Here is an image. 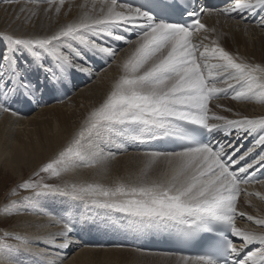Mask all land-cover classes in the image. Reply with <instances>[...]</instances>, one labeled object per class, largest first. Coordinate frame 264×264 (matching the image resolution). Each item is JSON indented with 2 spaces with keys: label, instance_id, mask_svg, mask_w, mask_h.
<instances>
[{
  "label": "snow or ice",
  "instance_id": "6c2138e0",
  "mask_svg": "<svg viewBox=\"0 0 264 264\" xmlns=\"http://www.w3.org/2000/svg\"><path fill=\"white\" fill-rule=\"evenodd\" d=\"M36 3H47L45 11L53 8V0ZM60 10L55 8L56 13ZM206 10L187 0H140L135 6L101 0L98 8L93 3L78 18L50 32L0 33L3 111H12L7 100L24 98L39 104L46 92L66 93L75 87L78 75L94 79L116 60L121 42L132 46L117 65L120 74L106 96L40 172L60 177L83 167L107 174L111 161L128 150L125 145L148 146L137 151L140 167L134 173L109 184L56 185L41 178L18 185L33 193L25 200L39 205L35 214L48 217L61 230L44 237L5 231L0 252L50 257L53 251L65 250L73 243L72 233L83 213L84 225L103 224L137 239L167 236L181 243L196 241L202 253L181 255V264H264V230L237 226V218L246 216L264 229V218L237 210L241 186L257 182V173L264 170V116L234 113L238 118L230 119L209 107L222 96L264 104V64L226 51L219 37L211 46L194 42V32L210 31L200 22ZM233 13L241 18L244 13H264V0H231L219 9L221 15ZM257 23L264 27V16ZM98 63L103 66L97 68ZM42 196L67 203L53 211L40 203ZM21 207V202L13 201L3 212L14 215ZM28 207L23 205L25 211ZM35 243L45 247L34 249ZM63 259L56 256L49 264Z\"/></svg>",
  "mask_w": 264,
  "mask_h": 264
},
{
  "label": "bare ground",
  "instance_id": "6f19581e",
  "mask_svg": "<svg viewBox=\"0 0 264 264\" xmlns=\"http://www.w3.org/2000/svg\"><path fill=\"white\" fill-rule=\"evenodd\" d=\"M119 2L122 1L118 0ZM93 3L98 8L101 0H63V4L61 0H53L52 10L45 11L48 4L37 5L36 0H9V2L0 0V33L22 35L50 32L60 24L78 18L83 11L91 9ZM56 7H60L59 13H56ZM219 9L221 8L207 9L202 13L201 23L210 31L194 32L193 41L196 43L203 41L211 46V41L219 37L220 46L226 51L239 54L250 62L264 64V27L257 23L264 13L260 14L258 20L252 21L248 19L249 13L242 14L243 18L237 13L225 16L219 14ZM212 29L215 31H211ZM205 35L208 36L207 40L203 39ZM131 38L135 39V36ZM120 47L122 50L117 54L116 60L110 62L111 66H104L105 70L98 72L94 79L78 75L74 81L75 87L68 89L66 93L58 94L57 98L55 97L57 94L46 92L39 104L24 98L5 101L12 111L0 109L2 176L9 175L21 184L25 181L23 170H30L44 162L47 157L55 154L57 156L59 151L68 144L83 118L103 100L112 82L119 76L120 71L117 65L129 53L132 46L121 42ZM102 66L100 63L97 64V68ZM56 100L57 104L49 105ZM41 106L46 107L26 116L27 112L37 110ZM209 107L212 112L230 119L238 118L234 113L250 118L264 116V104L237 102L230 97L222 96L212 101ZM226 108L233 111H225ZM12 112L18 115H13ZM125 147L128 150L120 152L111 161L107 174H100L94 168L82 167L64 175L65 183L100 181L109 184L118 176L127 177L130 173H134L140 167L137 151L145 148V145L128 144ZM241 188L242 191L237 200L238 212H244L254 218H264V181L256 185H242ZM12 190L9 189L5 196H10L9 193ZM16 192L17 195L10 196L6 206L13 201L21 202L20 211L14 214V217L10 218V215H6L0 221L1 225H5L9 220L12 223L7 232L44 237L48 233L61 230L60 225L50 223L48 217L35 214L39 210V205L33 207L29 201L25 200L26 197L33 195L32 192L20 193L18 190ZM38 199L41 204L53 211H59L67 203L63 198L53 196H42ZM25 204L29 205L27 211L23 208ZM83 220L82 213L81 224H78L73 231L71 237L73 243L67 249L53 251L50 257H36L26 252L18 255L0 252V264H49L50 259L56 256L66 257L62 261H57V264H181L180 255L150 251L136 252L135 247H139L146 237L137 239L122 231L107 228L103 224L99 227L84 225ZM88 220L90 224L91 217H88ZM37 224H44L47 227H35ZM237 226L256 231L264 230L256 226L254 222L247 221L246 216L237 218ZM2 237L4 238L3 234ZM114 245H125V247ZM44 247V244H33L34 249Z\"/></svg>",
  "mask_w": 264,
  "mask_h": 264
},
{
  "label": "rangeland",
  "instance_id": "374dc122",
  "mask_svg": "<svg viewBox=\"0 0 264 264\" xmlns=\"http://www.w3.org/2000/svg\"><path fill=\"white\" fill-rule=\"evenodd\" d=\"M3 47H4V45H0V49H3ZM55 97L57 98L58 97V94ZM51 104H57V100L55 102L50 103L49 105H51ZM42 107H46V106H41V108L39 107L37 110L29 111V112L26 113V116L29 115V114H31V113H34V112L39 111L40 109H42ZM21 117H24V116H21ZM55 157H56V154L53 155V156H50L49 158L47 157V159L44 162L35 165L30 170H23V175H24L25 181L26 180L39 181L41 178H43L45 180V182H47V183H52V184H56V185H63V184H65L64 175H66V174H63L60 177H50L48 174L40 172V169L46 163L50 162ZM124 169H126V168H124ZM2 174H3V172L0 171V204H1V207H0V221H1L2 218H4L7 215V214H5L3 212V209L5 208L6 204L8 203V201L10 199V196H12L13 190H15V191L18 190L20 193L26 192L25 190H22V189H20L18 187V185H20V184L16 181L15 178L10 177L9 175L8 176H6V175H3L2 176ZM9 189H13V190L9 193L10 196L6 197L5 194H6V192ZM2 202H4V203H2ZM11 217H14V215H10V218ZM4 220H6V219H4ZM10 225H12V223H10V220L7 221L5 225H1L0 224V227H1L0 228V239H4L2 237V234L10 228ZM4 229H6V230H4ZM5 242L6 243H9V244L16 243L14 240H11V239H6Z\"/></svg>",
  "mask_w": 264,
  "mask_h": 264
}]
</instances>
